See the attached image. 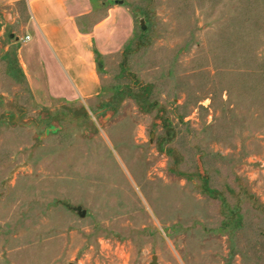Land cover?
Wrapping results in <instances>:
<instances>
[{"label":"rangeland","instance_id":"374dc122","mask_svg":"<svg viewBox=\"0 0 264 264\" xmlns=\"http://www.w3.org/2000/svg\"><path fill=\"white\" fill-rule=\"evenodd\" d=\"M111 3L97 100L0 64V264H264V0Z\"/></svg>","mask_w":264,"mask_h":264},{"label":"crops","instance_id":"0c3cea01","mask_svg":"<svg viewBox=\"0 0 264 264\" xmlns=\"http://www.w3.org/2000/svg\"><path fill=\"white\" fill-rule=\"evenodd\" d=\"M0 18V64L17 67L42 107L97 100L99 59L118 52L133 22L111 0H0Z\"/></svg>","mask_w":264,"mask_h":264},{"label":"built area","instance_id":"2783aa9c","mask_svg":"<svg viewBox=\"0 0 264 264\" xmlns=\"http://www.w3.org/2000/svg\"><path fill=\"white\" fill-rule=\"evenodd\" d=\"M28 40H29V37H28V36H26V37H25V41H28Z\"/></svg>","mask_w":264,"mask_h":264},{"label":"trees","instance_id":"16d2710c","mask_svg":"<svg viewBox=\"0 0 264 264\" xmlns=\"http://www.w3.org/2000/svg\"><path fill=\"white\" fill-rule=\"evenodd\" d=\"M15 63H16V61H15ZM15 66H16V64H15ZM16 69H17V67H16Z\"/></svg>","mask_w":264,"mask_h":264}]
</instances>
